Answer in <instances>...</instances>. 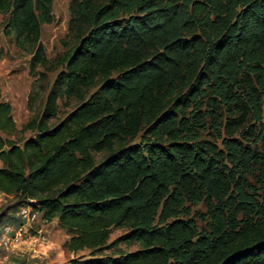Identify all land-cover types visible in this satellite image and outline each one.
<instances>
[{"label": "trees", "instance_id": "1", "mask_svg": "<svg viewBox=\"0 0 264 264\" xmlns=\"http://www.w3.org/2000/svg\"><path fill=\"white\" fill-rule=\"evenodd\" d=\"M53 1L0 0L30 74L60 68L30 137L14 138L0 93L11 208L89 250L68 264H264V0H70L72 44L47 60ZM63 99L75 105L51 124Z\"/></svg>", "mask_w": 264, "mask_h": 264}, {"label": "rangeland", "instance_id": "2", "mask_svg": "<svg viewBox=\"0 0 264 264\" xmlns=\"http://www.w3.org/2000/svg\"><path fill=\"white\" fill-rule=\"evenodd\" d=\"M69 2L70 0H54L53 22L41 24L39 41L47 60L62 54L72 44L67 30ZM5 21L6 15L0 14V93L11 106V115L17 128L14 138L18 141L33 135L29 130L22 132L20 129L28 120L40 114L44 98L60 68L46 71L42 66H38L37 72L45 73L43 78L30 74L28 68L30 54L15 45L13 33H4ZM29 95L32 97L31 101ZM74 105L73 100H59L57 116L50 123L58 122ZM206 137L210 138L208 135ZM101 157V154H96L97 159ZM15 202L16 199L12 196L0 193V216L4 214L0 223L15 219L23 223V231L18 240L8 242L7 245L0 244V264H68L72 257H88V249L71 252L64 247L63 244L68 236L60 229L56 220H43L41 213L31 204L20 205L14 210L11 206ZM21 208L29 211L26 219L19 216ZM192 209L204 211L201 204ZM124 232L125 228H112L110 241ZM118 248L122 251H133L138 245L121 243ZM119 249L106 248L102 253L110 255Z\"/></svg>", "mask_w": 264, "mask_h": 264}, {"label": "built area", "instance_id": "3", "mask_svg": "<svg viewBox=\"0 0 264 264\" xmlns=\"http://www.w3.org/2000/svg\"><path fill=\"white\" fill-rule=\"evenodd\" d=\"M22 218L26 219L28 217L29 211L26 208H21L19 211ZM23 223L14 227L10 224H4L0 227V244L3 243L7 245L8 242L13 240H18L23 231Z\"/></svg>", "mask_w": 264, "mask_h": 264}]
</instances>
